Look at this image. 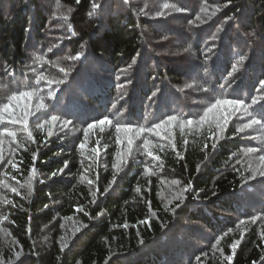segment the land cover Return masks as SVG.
<instances>
[{"label": "trees", "instance_id": "obj_1", "mask_svg": "<svg viewBox=\"0 0 264 264\" xmlns=\"http://www.w3.org/2000/svg\"><path fill=\"white\" fill-rule=\"evenodd\" d=\"M125 1L96 0L101 7L89 16L93 0H0V104L27 90L43 97V107L47 104L38 118L50 109L80 126L105 117L111 121L91 132L94 146L99 143L106 153L93 165L86 164L80 150L89 129L77 126V142L70 146L66 138L46 139L36 123L32 137L18 127L13 160L0 162V168L17 182L29 176L33 181L29 191L0 188V216L5 218L0 224V264H20L16 253H22L26 264H260L264 227L257 229L250 220L264 216V186L253 191L248 183L255 181L253 153L264 154V143L256 141L264 139V0H230L232 6L224 11L214 8L221 5L219 0H152L156 20L141 21ZM60 11L68 14L61 16ZM185 15L187 22L181 25L164 24L174 17L182 21ZM229 15L234 17L230 24L218 29ZM207 19H212L209 27L200 24ZM150 43L161 53L149 57ZM142 50V60L131 67ZM190 51L201 65L191 85L194 93L207 95L211 102L243 100L246 115L230 105L232 114L223 123L178 129L175 147L158 149L154 168L131 161L115 188V120L149 114L155 127L169 116L197 114L181 92V85H188L179 60ZM80 52L79 59H71ZM31 72L43 74L48 83L34 84ZM51 72L65 79L54 83ZM81 75L94 84H87L83 93L70 87L82 81ZM120 85L131 90L123 87L118 96ZM76 101L83 105L74 108ZM253 118L261 124L240 131ZM218 125L226 127L220 141ZM165 176L186 185L181 202L168 205L160 198ZM93 178L92 187L88 181ZM74 216L80 222L71 228L68 222ZM199 226L207 228L203 239L208 242L168 245L180 232L198 241L199 234L189 228ZM237 240L240 244L233 250L230 245ZM179 248L183 256L177 258Z\"/></svg>", "mask_w": 264, "mask_h": 264}, {"label": "rangeland", "instance_id": "obj_2", "mask_svg": "<svg viewBox=\"0 0 264 264\" xmlns=\"http://www.w3.org/2000/svg\"><path fill=\"white\" fill-rule=\"evenodd\" d=\"M219 1H222L221 5H218V7L214 6V8H217L220 11L229 10L230 6H232L230 0H219ZM124 3H126L129 8L133 9L138 14L139 21H141L142 19L156 20V18L153 16L155 10L151 12V7L153 8L152 0H126ZM138 6L142 7V9L137 10ZM67 14L60 11L61 16H66ZM228 17H232V15H229ZM186 18L188 17L187 16L183 17L182 21H176V18L174 17L170 21H165L164 24L165 26H169L173 24L181 25L182 23L187 22ZM204 20H202L200 24L206 25L207 27H209L208 24H210L212 19L211 20L207 19L206 21ZM230 22L231 20H228L226 17L220 23L218 29L223 30L226 26L230 24ZM156 28H159V26L156 25ZM147 31L148 30L146 29V33L150 34L149 31L148 32ZM190 37H192V33H190ZM222 37H223V34L219 36L220 41ZM187 39L188 38H186V42H187ZM217 43L220 44L219 42ZM150 45L152 47L150 48L151 51L148 52L149 57H154V52L161 53L160 51L158 52L156 48L154 51V47L152 43H150ZM144 54H145V50H142L137 56V58L134 60L133 66L131 67L137 66V64L142 60V57L144 56ZM162 54L165 56H168L166 52H163ZM193 58H194L193 52L190 51L189 54H187V56H185L182 60H179L180 58L177 60L181 62L182 64L181 66L186 71V74H185L186 84L188 85L187 87L185 85H181V87L183 88L185 92L181 90L180 91L183 94H185V96L189 99L192 105L196 106L197 114H195L192 117H189L190 119L188 117L182 118L180 116L175 115V116H172V117H175V119H173L172 121H168V118L165 120H161L159 122L161 125L160 128L151 126L152 124H154L155 121L154 122L152 121L151 116L149 114H145L139 118H124L120 122L115 120L117 124L121 126L130 125L132 129H134L135 127H137L136 129L138 130L143 129V131H140V132L133 130L132 132L128 133L127 136L124 134L123 131L119 133L116 131L117 132L116 133V145L118 146V150L116 152V157H115V161L113 165L114 176L112 179L114 183H117L115 188L119 186L120 179L124 175V169L126 170V168H129L131 161L133 162L143 161L146 163V168H149V166L151 168H154L155 161H157L156 154L158 152V149L161 150L162 148H166V147L167 148L175 147V137H176V132L178 129H181V130L198 129L200 130L203 126L211 122L218 121L220 123H223L227 118L225 117L227 113L232 114L233 109L230 106L231 104H220L216 108H212V105L216 104L217 100L215 102H211L210 100L207 99V95L205 94L200 95L199 93H194L195 89L192 87L194 86L193 80L194 78H199V67H201V65L197 66V63L195 62ZM64 65L67 66V64H64ZM142 66H144V62L142 63ZM195 71L198 73H196ZM126 72L129 75L130 74L132 75L134 73V71L130 69L129 71L126 69ZM31 73L34 77L33 78L34 84L39 83L40 80H42L45 83H48L47 78L43 74L38 75L37 73H34V72H31ZM51 75H52L54 83H58L57 81H60L62 83L63 79H65V75L60 72H53V73L51 72ZM50 77L51 76H49V78ZM80 79L83 81V83L81 81V82L71 85L70 87L71 89L73 88L83 89L82 90V93H83L86 90V85L93 84V83L89 82L87 76L81 75ZM139 83H141V81H139ZM133 84H134L133 79L129 80V85H133ZM123 87H125L128 92L131 90L130 87L120 85L118 87L120 88L118 96H120L121 93H123V89H122ZM24 92L30 93V95L20 96L17 94L18 98L17 100H14L11 102L8 112L0 113V142H2L0 143V154H2L3 156L2 164H5V165L9 164L13 160V155L16 152V149L18 148V147H15L14 138L9 136L7 133L15 132L17 135V133L20 131V128L18 127L23 126V130L25 127L26 134H28L29 132L34 134L33 133L34 124L36 123L39 128L44 129L45 134H46V139L52 138V139L64 140L66 138V141H68L70 146H74L77 142L76 136L79 135V129H77V126L81 128H85L86 130L89 129L88 125L80 126L79 124H75L73 121L68 120L57 113H53L50 109H48L50 113L46 112L44 116L38 118V116L41 113L40 111L46 109L47 104H45L44 107L42 106L41 101L43 100V97L39 99L35 94L37 92L32 93L27 90H25ZM164 97L166 100L168 99L167 96H164ZM136 99L138 100L139 103H141V105H143V102H144L143 98L138 97ZM119 100L120 98H117V102ZM218 100H222V99H218ZM86 103H88V101H86ZM82 105H83L82 102L76 101L74 108L76 109L80 108ZM2 106L3 105L0 104V108H2ZM241 107L245 108V106L244 105L240 106V112H242V115L244 116L246 115L245 109ZM209 109H211V111H209ZM91 110H97V109L94 107V109H91ZM87 112L89 113L90 111H87ZM186 112L190 113L189 109H186ZM205 113L207 114L205 115ZM52 116H56L57 120L52 121L51 120ZM25 119L27 121L26 124L23 123ZM13 120H20L21 123L13 124L12 123ZM64 121H68L70 123L65 125L63 123ZM188 121H192V123L189 124ZM248 122L249 121L246 119L244 124ZM105 123L103 125H97L94 128H97V127L102 128L103 126H105ZM2 124H5V126L2 127L1 126ZM241 126L242 124L240 125V128ZM94 128L89 129L88 134L86 135V139L83 142L84 147L83 148L80 147L83 160L86 162V164L89 163L90 165H93L97 160L105 159L106 157L105 155L106 153L102 152V150L99 149V143H97L94 146V142L91 139V136H92L91 132L93 131ZM223 128H224L223 132H221L219 128L216 130L215 135H216L217 141L222 140L224 138V135L226 134V127L224 126ZM85 133H87V131ZM129 138L133 140L131 151H129L128 145H127V139ZM145 141L148 142L147 149L144 148ZM256 141L259 143H264V139L261 140V138H256ZM149 151L152 152V156L147 155V152ZM137 156H141V159L136 158ZM261 156H264V154L261 153L260 155L257 152H255L253 153V156L251 157L252 159H250L252 160L251 166L254 172L253 178H255V181L248 183L249 190L255 191L256 188L264 186V175H262V172H264V161H261L260 159ZM2 169L3 168H0V188L3 186L9 188L10 190L12 188H15L16 189L15 192H20L22 190H27V191L30 190V185L33 181L30 176L24 182H17L13 178L9 177L8 173ZM1 175L3 176V178ZM148 175L149 176L153 175V172H149ZM34 177L36 180L37 178L36 175ZM95 179L96 178H93L91 182L88 181L90 184H92V187L94 186L93 183ZM95 187L96 189L99 190V187L97 185H95ZM109 190L111 191L113 189H109ZM186 191H187L186 185L178 179L165 176L163 180L160 182L159 196L168 205H170L172 202H175L177 200L181 202L183 199H185L187 195ZM139 192L140 191H138V193ZM249 194H253V193H248V195ZM94 196H95V191H94ZM95 201L97 200L95 199ZM236 218L242 219L243 217L236 215ZM246 218L248 219V217ZM4 222H5V218L0 216V224ZM79 222H80L79 217L74 216L68 222V226L70 225L71 228L76 225L78 226ZM250 222L251 224H255L257 229H261L262 227H264V219H257L255 220V222H253L251 219ZM191 229H192V232H197L199 234L198 241H195L193 237L185 239L182 237L181 232H180L179 234H177V236H174L169 240L168 245L175 244V246H180L182 248L183 246L186 247L188 245L194 246L195 244H198V243H199V246H201L204 242H208V240L203 239V237L207 234L206 227L199 226V227L189 228V230ZM246 230L244 231V234H246ZM0 232H3L1 227H0ZM175 252H176L177 258L183 256L180 248L175 249ZM260 264H264V260Z\"/></svg>", "mask_w": 264, "mask_h": 264}, {"label": "snow or ice", "instance_id": "obj_3", "mask_svg": "<svg viewBox=\"0 0 264 264\" xmlns=\"http://www.w3.org/2000/svg\"><path fill=\"white\" fill-rule=\"evenodd\" d=\"M91 7H92V11L89 12V16L94 15V14L96 13V11L100 9L101 5H100L99 3H97L96 0H93V3H92V5H91ZM164 7L167 8L168 5L165 4ZM158 15H162V13H158ZM233 18H234V17H227L228 20H232ZM49 51H51V49H49ZM82 55H83V52H80V53H78L75 57H72L71 59H74V60H75V59H79ZM61 71H64V70L61 69ZM65 74H66V73H65ZM57 82L59 83L60 81H57ZM49 83H51V81H49ZM262 83H264V82H262ZM19 95H20V96H25V95H30V93L21 92V93H19ZM17 98H18L17 94H16V93H13V94L8 98V103H4L3 106H2V108H0V113L8 112L9 107H10V105H11V102L14 101V100H17ZM262 99H264V97H262ZM252 102H253V103H256V100L253 99ZM220 104H231V105L233 106V108H234L235 111H240V106L244 105V101H243V100H232V101H227V100H224V101H222V100H217V101H216V104L212 105V108H216V107H217L218 105H220ZM246 110H247V107H245V111H246ZM209 111H211V109H209ZM206 114H207V113H205V115H206ZM173 119H175V117H172V116H169V117H168V121H172ZM51 120H52V121H56V120H57V117H56V116H52V117H51ZM106 121H107L109 124L111 123V121H108V118L105 117L103 120H100V121L94 122L93 124H89V125H88V128L91 129V128L96 127L97 125H103ZM12 123H13V124L21 123V121H20V120H13ZM23 123H24V124L27 123L26 119L23 121ZM63 123L66 125V124H68V123H70V122H68V121H64ZM188 123L190 124V123H192V121H188ZM254 124H261V121L253 118V119L249 120L248 123L243 124V125L241 126V128H240V131H243V130L246 129V128H252V126H253ZM155 127H156V128H160L161 125H160V124H157ZM218 127H219V130H220L221 132H223V130H224L223 125H218ZM116 131H117L118 133L121 132V131H123L124 134L127 136L128 133H130V132L133 131V129H132V127H131L130 125H127V126H121V125L117 124V125H116ZM137 131L140 132V131H143V129H139V130H137ZM7 134H8L9 136L13 137V138H15V135H16L15 132H8ZM28 135L31 136V132H29ZM118 142H119V141H118ZM0 143H2V142H0ZM132 144H133V140H132L131 138L127 139V145H128V149H129V151H131ZM80 147L83 148V147H84V144L81 143V144H80ZM144 148H145V149L148 148V142H147V141H145V143H144ZM147 155L152 156V152H150V151L147 152ZM35 158H36V156H35V154H34L33 159H35ZM157 159H158V158H157ZM260 159H261V161H264V156H261ZM2 161H3V156H2V154H0V162H2ZM67 166H68V165H67V162H65L64 167L67 168ZM33 171H34V169H33ZM59 171H60V172H63V169H60ZM56 174H57V173H53L52 175L55 176ZM262 175H264V172H262ZM11 190H12L13 192L16 191L15 188H12ZM9 203H11V202L9 201ZM179 206H180V205L178 204L176 207L178 208ZM172 211H173V213H174V212H175V209H172ZM257 219H264V216H261V217H252V221H253V222H255V220H257ZM240 223H244V221H241ZM261 235H262V237H264V233H261ZM218 243H219V240H217V244H218ZM239 244H240V241L237 240V241H235L233 244H231L230 247H231L233 250H235V249L239 246ZM65 246H66V245H62V247H65ZM21 255H22V253H16V254H15L16 259H17L18 261H20V264H26V261H25V260H21V259H20ZM204 255H207V254L205 253ZM231 259H232L231 256H228V257H227V260L230 261Z\"/></svg>", "mask_w": 264, "mask_h": 264}]
</instances>
